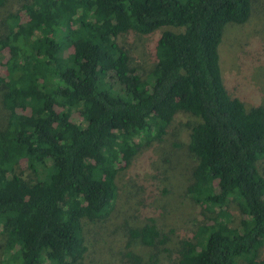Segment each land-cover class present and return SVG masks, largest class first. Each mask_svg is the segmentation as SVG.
<instances>
[{"label":"trees","instance_id":"16d2710c","mask_svg":"<svg viewBox=\"0 0 264 264\" xmlns=\"http://www.w3.org/2000/svg\"><path fill=\"white\" fill-rule=\"evenodd\" d=\"M252 1L19 0L0 22L7 262L82 264L84 225L109 214L119 174L185 114L195 165L184 193L205 221L180 241L174 264H264V105L246 109L228 93L218 51ZM157 29L142 75L119 36ZM231 202L247 219L233 223ZM128 230L150 247L168 238L154 223Z\"/></svg>","mask_w":264,"mask_h":264},{"label":"rangeland","instance_id":"374dc122","mask_svg":"<svg viewBox=\"0 0 264 264\" xmlns=\"http://www.w3.org/2000/svg\"><path fill=\"white\" fill-rule=\"evenodd\" d=\"M18 3L19 0H11L5 8H0V22L6 20V15ZM160 31L141 34L130 30L119 36V43L128 50L132 65L143 69L142 75L150 67L151 48ZM218 51L228 93L238 97L246 109L264 105V0L252 1L246 23L227 24ZM6 59L0 53L1 75ZM186 121L193 118L188 119L185 114L175 118L162 139L138 153L119 174L117 197L109 214L84 225L87 250L82 264H132L135 257L142 263L151 260L155 264H174L180 241L190 238L205 221L200 207L184 193L195 165L187 150ZM2 124L0 116V127ZM259 168L264 169V160ZM225 211L232 213L233 223L247 219L232 202ZM145 223L156 224L161 234L167 235V241L155 248L131 238L128 228ZM12 250L7 238L0 235V264H10L7 259ZM258 257H264V247Z\"/></svg>","mask_w":264,"mask_h":264}]
</instances>
